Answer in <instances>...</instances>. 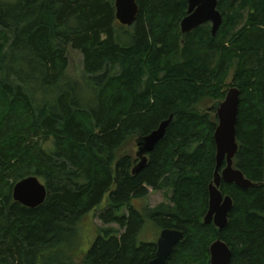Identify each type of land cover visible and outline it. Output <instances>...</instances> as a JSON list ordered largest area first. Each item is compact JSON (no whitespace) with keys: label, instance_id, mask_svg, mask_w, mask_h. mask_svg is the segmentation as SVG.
<instances>
[{"label":"trees","instance_id":"trees-1","mask_svg":"<svg viewBox=\"0 0 264 264\" xmlns=\"http://www.w3.org/2000/svg\"><path fill=\"white\" fill-rule=\"evenodd\" d=\"M115 1L0 0V264H149L157 243H138L147 220L185 235L167 264H210L218 239L230 264H264V0H219L216 36L210 24L182 34L188 0H137L132 27ZM71 52L83 82L68 75ZM231 87L241 92L234 166L254 186L222 182L233 208L219 230L204 222L219 122L198 106ZM170 118L133 174L138 160L119 151ZM29 177L48 190L37 209L13 198ZM150 190L166 201L140 211L133 202ZM106 196L96 217L119 229H100L77 261L80 225Z\"/></svg>","mask_w":264,"mask_h":264},{"label":"water","instance_id":"water-1","mask_svg":"<svg viewBox=\"0 0 264 264\" xmlns=\"http://www.w3.org/2000/svg\"><path fill=\"white\" fill-rule=\"evenodd\" d=\"M188 16L181 23V32L187 35L196 29L210 24L212 35L216 36L223 24V15L218 10L219 0H188ZM116 19L125 27L135 24L139 13L137 0H116ZM241 92L232 88L223 102L210 108V112L218 118V128L215 132L216 162L214 181L209 188V210L204 219L205 224L213 223L219 230L228 225V216L233 208V200L220 191L222 182L235 184L243 190H249L254 184L234 166V159L239 150L237 143V122ZM172 121L170 118L161 124L158 130L146 137L136 140L140 163L134 168L133 174L141 172L148 163V155L164 139ZM223 167V168H222ZM15 202L29 209H37L48 198V190L37 177H29L19 182L13 189ZM185 235L177 230H163L157 242L156 258L149 264H167L176 247L184 240ZM210 264H230L232 252L230 248L218 239L210 249Z\"/></svg>","mask_w":264,"mask_h":264},{"label":"rangeland","instance_id":"rangeland-1","mask_svg":"<svg viewBox=\"0 0 264 264\" xmlns=\"http://www.w3.org/2000/svg\"><path fill=\"white\" fill-rule=\"evenodd\" d=\"M1 1H9V0H1ZM212 27V25H210ZM70 62L71 66L68 71V75L76 80H80V82L83 80V69H82V63L81 58L77 53H72L70 55ZM83 82V81H82ZM229 84H232L230 81ZM234 87H231L232 89ZM229 89V90H230ZM228 90V92H229ZM214 104L210 101H204L198 106V109L201 112H207L209 108H211ZM137 138H134L130 140L124 147L119 151L118 156H131L134 160H138V163H140L137 153H138V147L136 143ZM108 196H106L105 200L101 204V206L89 214V216L83 221V223L80 225V231L82 238V245L80 246L77 253L74 255L77 261L80 260V257L85 254L88 249L90 248L93 241L96 239L98 234L100 233V229H107L112 228L118 230L119 227L116 224L106 226L104 225L98 217H96L97 214L102 213L103 211L107 210L109 207V201ZM166 200L164 199V194L161 192H153L150 190V195L142 200H136L133 202V205L139 209L140 211H143L146 207H156ZM125 211L121 212L120 215H123ZM161 230L150 220L146 221V224L144 228L142 229L139 238L138 243H157L160 235Z\"/></svg>","mask_w":264,"mask_h":264}]
</instances>
